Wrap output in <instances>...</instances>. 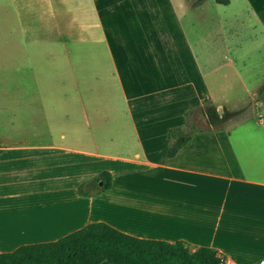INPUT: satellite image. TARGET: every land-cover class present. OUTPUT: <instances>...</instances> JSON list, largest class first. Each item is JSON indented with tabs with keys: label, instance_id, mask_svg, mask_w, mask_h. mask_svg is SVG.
Here are the masks:
<instances>
[{
	"label": "crops",
	"instance_id": "0c3cea01",
	"mask_svg": "<svg viewBox=\"0 0 264 264\" xmlns=\"http://www.w3.org/2000/svg\"><path fill=\"white\" fill-rule=\"evenodd\" d=\"M206 1L9 0L0 9V97L25 98L0 105V254L104 223L213 249L230 264L264 262V0L224 10L212 52ZM43 96L59 100L28 99ZM203 103L223 115L220 128L194 132L162 159L167 132ZM104 171L108 190L78 194Z\"/></svg>",
	"mask_w": 264,
	"mask_h": 264
},
{
	"label": "trees",
	"instance_id": "16d2710c",
	"mask_svg": "<svg viewBox=\"0 0 264 264\" xmlns=\"http://www.w3.org/2000/svg\"><path fill=\"white\" fill-rule=\"evenodd\" d=\"M213 1L222 6L229 4V0ZM191 111L184 114V127L167 132L160 153L162 159L173 158L198 131L190 122ZM90 186L98 190L88 192ZM110 186L111 175L104 171L83 182L78 194H97ZM222 259L213 249L193 248L182 241L137 239L104 223L87 224L55 242L21 246L11 253L0 254V264H221Z\"/></svg>",
	"mask_w": 264,
	"mask_h": 264
},
{
	"label": "rangeland",
	"instance_id": "374dc122",
	"mask_svg": "<svg viewBox=\"0 0 264 264\" xmlns=\"http://www.w3.org/2000/svg\"><path fill=\"white\" fill-rule=\"evenodd\" d=\"M9 5V0H0V9H7ZM243 3L242 0H231V4L229 6L223 7L218 6L214 4L213 0H207L204 4V9L207 10V16L205 17V20L207 22L206 29L202 28V32L206 31V38L209 44V49L211 50H217L221 46V40L215 37V31L218 29L219 25H216V22L219 20H222V15H226L223 11L224 10H237L238 8L242 7ZM230 18H225L224 20H230ZM193 37L199 36L201 34L200 30L196 29L193 30ZM201 34L204 36V34ZM224 46H229V44L224 42ZM216 59V57H214ZM213 65H210V62L208 63L207 69H208V78L213 79L215 78V75L213 74V71L217 69L216 60H212ZM219 69V68H218ZM225 70L218 71L216 75H219L221 73L224 74ZM212 72V73H211ZM30 101H34L37 105H42L45 107H50L51 105L57 104L56 102L59 100V98H55V96H43L41 98H35L38 100L36 102L33 100V98H28ZM9 100H11L12 103L19 104L20 107L24 105V97H12L8 98L7 96L0 97V105L1 106H7ZM71 100V98L69 99ZM66 105L67 102L61 100L58 102V105ZM71 104V102H69ZM192 115L190 116V122H192L196 127L198 131H214L217 130L218 127H220V121L221 118H223V115L221 113H218L215 111V108L211 106V104L203 103L202 107H197L196 109H193ZM232 124V119L230 122L227 123L228 126ZM98 190V187L96 186H90L87 188L88 192H96Z\"/></svg>",
	"mask_w": 264,
	"mask_h": 264
},
{
	"label": "built area",
	"instance_id": "2783aa9c",
	"mask_svg": "<svg viewBox=\"0 0 264 264\" xmlns=\"http://www.w3.org/2000/svg\"><path fill=\"white\" fill-rule=\"evenodd\" d=\"M259 122L264 124V117L263 116L259 117ZM221 264H230V263L224 258V259L221 260ZM260 264H264V262H261Z\"/></svg>",
	"mask_w": 264,
	"mask_h": 264
}]
</instances>
